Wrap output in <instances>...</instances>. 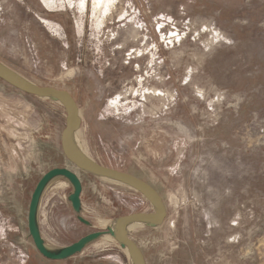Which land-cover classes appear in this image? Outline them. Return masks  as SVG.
<instances>
[{
	"label": "rangeland",
	"instance_id": "rangeland-1",
	"mask_svg": "<svg viewBox=\"0 0 264 264\" xmlns=\"http://www.w3.org/2000/svg\"><path fill=\"white\" fill-rule=\"evenodd\" d=\"M0 64L67 91L89 158L160 195L164 220L129 234L145 264H264V0H0ZM65 121L59 100L0 78V264H132L112 228L154 207L69 161ZM54 168L79 177L80 206L52 178L39 234L52 253L88 238L59 260L27 221Z\"/></svg>",
	"mask_w": 264,
	"mask_h": 264
},
{
	"label": "water",
	"instance_id": "water-1",
	"mask_svg": "<svg viewBox=\"0 0 264 264\" xmlns=\"http://www.w3.org/2000/svg\"><path fill=\"white\" fill-rule=\"evenodd\" d=\"M0 78L4 81L8 82L9 84L13 85L19 90H22L26 93L30 94H37L47 97H59L65 98V103L63 104L66 109V121L65 127L61 134V146L64 155L66 158L71 161L77 167L93 172L96 174L107 175L119 180H122L128 184H131L134 187L139 188L142 193L147 194L154 205V212L152 213H132L124 216H120L116 220L117 224V240H119L123 245L127 246L131 251H133L135 259L138 264H145V259L143 253L139 246L129 237L126 232V224L132 220H147L150 223H161L165 216H166V209L163 205L162 199L160 195L153 189L149 184L144 182L143 180L130 175L125 172H121L112 168L105 167L100 165L93 160H83L78 159L72 156L66 149V138L71 130H75L79 127L80 121L77 118V111L75 102L72 96L65 90L56 89L49 86H38L36 84H23L0 69ZM65 176L70 180L73 185V192L70 195V201L74 209H78L80 206V193H81V182L79 177L67 168H54L44 174L41 179L38 181L30 199L29 208H28V231L32 238V241L36 247V249L41 253L44 257L48 259L59 260L65 254H72L79 252L83 246V244L88 240L87 237H83L77 242L69 245L63 251V253H52L50 252L43 239L41 238L39 231L36 225V213H37V206L39 202V198L44 187L47 183L56 176Z\"/></svg>",
	"mask_w": 264,
	"mask_h": 264
},
{
	"label": "bare ground",
	"instance_id": "bare-ground-1",
	"mask_svg": "<svg viewBox=\"0 0 264 264\" xmlns=\"http://www.w3.org/2000/svg\"><path fill=\"white\" fill-rule=\"evenodd\" d=\"M0 69L2 71H4L6 74H8L10 77H12L13 79H15V80H17V81H19V82H21L23 84H29L30 83L24 77H22L21 75H19L16 72H14L13 70L9 69L8 67H6L3 64H0ZM51 98L59 100L62 104L65 103V98H59V97H51ZM76 111H77V118L79 119L78 110L76 109ZM66 149L75 158L83 159V160H91L89 158V156L87 155V153L85 152L84 148H83V145H82V142H81V139H80V136H79L78 129L69 131V133L67 135V138H66ZM91 173H93V172H91ZM97 175H100V176H102V177H104L106 179H111V180L124 182L122 180H119V179H116V178H113V177H110V176H107V175H102V174H97ZM97 175H95V176H97ZM100 176H98V177H100ZM124 183H126V182H124ZM129 185H131V184H129ZM135 188H137V187H135ZM137 189H139V188H137ZM145 195L149 199L151 204L153 205L151 198L147 194H145ZM153 207H154V205H153ZM157 224L158 223H150L147 220H132V221L127 222V224H126V232L129 235L130 232L135 231L138 227L145 226V225H157ZM95 238H96V236H95ZM110 238H116L117 239V224H116V222H115V224H114V226L112 228V236H110ZM45 246L47 248H49L47 243H45ZM125 248H126L125 252L127 253V255L129 257L128 259L131 260V263L132 264H138L136 259H135L133 251H131L127 246H125Z\"/></svg>",
	"mask_w": 264,
	"mask_h": 264
}]
</instances>
